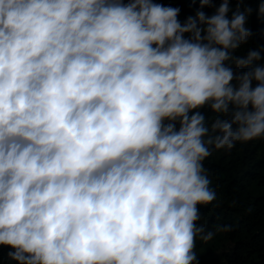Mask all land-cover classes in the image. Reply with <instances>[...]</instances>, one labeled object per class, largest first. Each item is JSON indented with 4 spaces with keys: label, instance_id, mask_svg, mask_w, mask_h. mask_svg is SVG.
I'll return each instance as SVG.
<instances>
[{
    "label": "clouds",
    "instance_id": "1",
    "mask_svg": "<svg viewBox=\"0 0 264 264\" xmlns=\"http://www.w3.org/2000/svg\"><path fill=\"white\" fill-rule=\"evenodd\" d=\"M179 11L0 0V245L10 260L194 264L197 237L231 231H206L198 206L216 198L211 150L264 138L260 53L233 54L253 35L252 9L238 3L229 18L222 0L183 24Z\"/></svg>",
    "mask_w": 264,
    "mask_h": 264
},
{
    "label": "trees",
    "instance_id": "2",
    "mask_svg": "<svg viewBox=\"0 0 264 264\" xmlns=\"http://www.w3.org/2000/svg\"><path fill=\"white\" fill-rule=\"evenodd\" d=\"M122 2L127 3L128 0ZM153 2L178 8V20L183 24L188 16L195 15L197 11H203L206 16L213 15L222 0H213L211 5L205 6H201L199 0ZM228 2L229 18L236 11L238 3L241 11L252 9L245 26L253 35L233 54L246 57L250 51H259V63L264 64V14L258 11L264 0ZM228 66L237 75L248 71V67ZM200 111L210 122L213 117L211 110L204 107ZM204 167L216 198L208 205L198 206L200 220L197 223L203 224L206 231H216L223 225H230L231 231L216 232L207 243L197 237L194 264H264V138L238 143L231 150L213 149L205 159ZM12 250L10 246L0 245V264H18L7 256Z\"/></svg>",
    "mask_w": 264,
    "mask_h": 264
}]
</instances>
